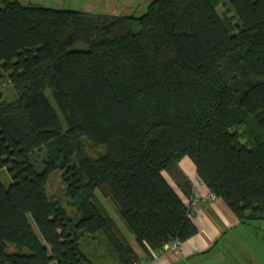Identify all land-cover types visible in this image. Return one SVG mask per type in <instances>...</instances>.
Segmentation results:
<instances>
[{
    "label": "trees",
    "instance_id": "1",
    "mask_svg": "<svg viewBox=\"0 0 264 264\" xmlns=\"http://www.w3.org/2000/svg\"><path fill=\"white\" fill-rule=\"evenodd\" d=\"M220 4L155 0L136 17L0 0V80L16 93L0 94V171L13 180H0V264H92L80 231L138 264L98 190L146 254L186 242L198 230L170 183L192 195L184 158L240 222L264 221V0H231L236 35ZM60 169L77 223L46 193Z\"/></svg>",
    "mask_w": 264,
    "mask_h": 264
},
{
    "label": "crops",
    "instance_id": "2",
    "mask_svg": "<svg viewBox=\"0 0 264 264\" xmlns=\"http://www.w3.org/2000/svg\"><path fill=\"white\" fill-rule=\"evenodd\" d=\"M127 9H130L129 14L132 13L134 5H128ZM181 169L191 181L192 195L186 196L171 179L170 183L190 206V218L198 233L182 243L178 252L167 247L164 251L146 254L117 210H112L113 215L110 216L138 255V264H264V221L240 222L222 199L212 197L189 158L182 160ZM92 239L90 243L98 249L97 253L101 255L104 252L113 264H121L104 236ZM83 255L92 264H97L93 257Z\"/></svg>",
    "mask_w": 264,
    "mask_h": 264
},
{
    "label": "rangeland",
    "instance_id": "3",
    "mask_svg": "<svg viewBox=\"0 0 264 264\" xmlns=\"http://www.w3.org/2000/svg\"><path fill=\"white\" fill-rule=\"evenodd\" d=\"M153 1L155 0H19V2L24 6L36 5L47 9L69 10L112 16L130 15V9L128 10L127 6L134 5L133 16L136 17L143 16L146 13L148 5H150ZM143 9H145V12ZM216 10L222 18L227 17L228 23H226L222 18L221 19L224 21L228 32L232 35L238 34L239 19L236 17L233 11V8L231 6V0H221V4L219 7H216ZM131 28L135 33H138L140 30L139 24L136 21L132 23ZM71 49L87 51L89 49V46L84 43H80L73 46ZM6 76L7 74L3 75L5 79L0 80V94L5 97L4 99L9 102H12L16 99V93ZM47 96L50 100L51 105L58 113L63 127L66 128V122L61 113L59 112L54 98L51 95V92L47 91ZM101 153H103V150H89L88 152V154L93 157H97ZM47 160L48 156L45 149L35 151L29 156V161L31 165H33L35 169L39 172L43 170ZM63 174L64 170L62 169L53 172V174L48 179L46 185V193L52 201L58 203L64 209L67 217L71 221L77 223L81 219V216L73 206V202L70 196L66 194V185L63 180ZM0 180L6 189L11 186L13 180L6 168L0 171ZM96 196L105 206V208L108 209L109 214L113 215L112 210H115L113 203L110 200L105 199L99 190L96 191ZM31 223L36 232H38L32 220ZM37 234L39 235V233ZM79 236L81 237V251L87 257H93V261H98L97 264H113L112 260L106 254H104V252H102L100 255L99 253H97L98 249H96L90 243V241L93 240L92 237L102 236L101 234L91 235L80 231Z\"/></svg>",
    "mask_w": 264,
    "mask_h": 264
},
{
    "label": "built area",
    "instance_id": "4",
    "mask_svg": "<svg viewBox=\"0 0 264 264\" xmlns=\"http://www.w3.org/2000/svg\"><path fill=\"white\" fill-rule=\"evenodd\" d=\"M212 195H213V194H212ZM212 197H213V198H216V196H214V195H213ZM181 245H182L181 242L176 241V242H174V243L171 244V245H167L165 248L169 247V249H171L172 251H174V252H178V250L180 249Z\"/></svg>",
    "mask_w": 264,
    "mask_h": 264
}]
</instances>
